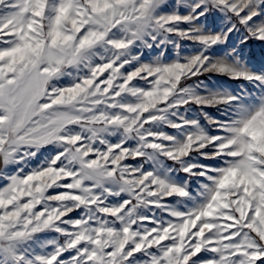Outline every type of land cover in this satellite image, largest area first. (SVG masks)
Instances as JSON below:
<instances>
[{"label": "snow or ice", "instance_id": "6c2138e0", "mask_svg": "<svg viewBox=\"0 0 264 264\" xmlns=\"http://www.w3.org/2000/svg\"><path fill=\"white\" fill-rule=\"evenodd\" d=\"M256 42L264 0H0V264H264Z\"/></svg>", "mask_w": 264, "mask_h": 264}, {"label": "rangeland", "instance_id": "374dc122", "mask_svg": "<svg viewBox=\"0 0 264 264\" xmlns=\"http://www.w3.org/2000/svg\"><path fill=\"white\" fill-rule=\"evenodd\" d=\"M233 42L237 45L239 44V40L237 37H234ZM243 47V57L245 61L248 63L249 67H253L255 69H260L261 67H264V47H261L258 42L254 44H250L249 46H240ZM186 52H190L191 49H186ZM145 55H147V51H145ZM151 58V57H150ZM209 75V74H206ZM212 75V81L210 83H216L220 86H223L229 90H239L241 84L247 85V82L242 81H231L227 80L226 78L216 76L215 74ZM203 79V77H201ZM209 113L211 115H218V113L215 112V109H209ZM43 157L41 158V160ZM38 162L33 161V166H36Z\"/></svg>", "mask_w": 264, "mask_h": 264}]
</instances>
